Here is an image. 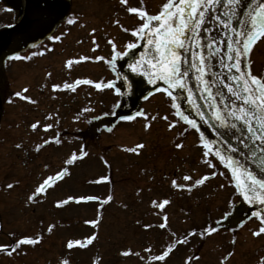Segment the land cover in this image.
Instances as JSON below:
<instances>
[{"label": "rangeland", "instance_id": "374dc122", "mask_svg": "<svg viewBox=\"0 0 264 264\" xmlns=\"http://www.w3.org/2000/svg\"><path fill=\"white\" fill-rule=\"evenodd\" d=\"M128 2L133 6L140 4V0ZM165 2L143 0V5L154 14ZM3 4L0 0V27L11 20ZM67 5L64 17L46 33L45 39L16 51L22 56L35 55L27 60H2L7 92L0 99V243L10 244L21 235L36 233L41 234V240L34 245H22L12 254L0 252V264H59L62 257L69 264H93L97 256V264H184L185 257L192 256L196 258L189 264H258L260 256H264V234L252 235L258 227L252 218L239 228L233 227L234 231L222 226L203 237L194 233L188 243L179 244L164 261L148 260V256L159 254L171 239L170 232L180 235L189 228L199 230L214 223L227 210V200L233 191L221 175L209 178L191 192L171 187L173 178L177 183H189L182 179L183 175L188 174L194 180L212 169L201 162L203 149L190 129L181 121L168 128V123L178 118L163 95L148 96L140 103L139 108L148 117L115 120L110 130L101 128L97 132L100 122L89 118L111 110L117 100L111 91L84 83L75 85L74 90L51 88L52 84L77 78L111 80L106 60L72 58L99 55L109 59L108 38L121 50L126 41L135 37L120 25L132 28L142 22L135 14L127 13L119 0H68ZM70 15L77 17L72 24L66 23ZM114 19L119 24H113ZM93 28L95 32L90 31ZM51 35H60L61 39L50 41ZM41 49L49 50L41 52ZM70 59L71 66L65 67V61ZM250 59L251 71L264 74V39L253 48ZM21 89H26L23 95L36 103L13 95ZM49 113L53 115L49 117ZM165 114L169 119H160ZM76 115L79 120L73 119ZM152 116L156 118L151 119ZM35 121H40V125L31 129L29 125ZM45 123L52 127L42 128ZM180 132L184 134L178 136ZM49 136H57L61 143L49 141L35 148ZM181 141L182 147L176 148L175 144ZM17 144L21 146L18 148ZM137 144L142 147L128 151ZM81 145L87 155L65 165L64 160L73 150L79 152ZM63 167L68 172L50 182L34 202H27L28 195L44 177ZM102 175L109 180L98 181ZM9 183L13 187L5 188ZM220 184L225 187L220 188ZM70 195H94L101 199L55 204ZM107 196L111 199L105 201ZM165 198L169 203L162 211L167 213V227L161 229L157 226L161 216L155 214L161 210L151 206L150 201ZM98 209L97 224H85L86 219H96ZM48 224L54 225L51 232L46 231ZM145 224L152 227L144 228ZM92 233L96 235L84 247H65L68 239H83ZM126 249H131V253L123 255ZM229 252L231 255L221 262Z\"/></svg>", "mask_w": 264, "mask_h": 264}, {"label": "snow or ice", "instance_id": "6c2138e0", "mask_svg": "<svg viewBox=\"0 0 264 264\" xmlns=\"http://www.w3.org/2000/svg\"><path fill=\"white\" fill-rule=\"evenodd\" d=\"M119 4L124 6L127 13L135 14L142 21L132 28H124L120 25L122 30L130 32L136 39L126 41L121 51L114 40L108 38L107 42L111 46L110 59L99 55L94 57L81 55L72 59L106 60L117 78L123 80V90L116 87L115 93L126 96L129 90L133 89V84L129 81V77L119 73L116 67L118 58H126L127 68L133 74L142 75L147 84L153 86L147 96L161 91L169 98L172 114L178 119L171 120L167 125L168 128L171 129L183 121L188 128L195 130L198 136L197 143L203 148L201 162L213 170L199 175L194 180L188 174L183 175L182 179L190 181L189 183H177V180L173 178L172 188L191 192L193 188L203 185L209 178L218 174L225 176L226 179L230 176L228 184L234 188L231 197L227 200V210L214 223L210 222L199 230L189 228L186 233L180 235L170 232L171 239L163 246L159 254L148 256V260L164 261L165 257L179 244L188 243L194 233L203 237L216 232L223 226L221 222L227 221L241 203L249 205L251 217L259 221V226L252 231V235L264 234V74H254L250 67L252 64L250 53L253 45L264 39V0H166L161 5L160 11L155 14L147 11L143 0H140L139 6L130 5L128 0H119ZM76 19V16L70 15L66 23L72 24ZM112 23L119 24V21L114 19ZM12 26L8 25V27ZM90 31L95 32L96 29L93 28ZM60 39V35L48 37L50 41ZM137 45L144 49L140 55L131 51L136 49ZM96 47L98 46L93 37V48ZM47 50L49 49H41V52ZM35 54L29 53V56ZM29 56L13 52L8 59L27 60ZM72 59L65 61V67L71 66ZM193 81H195V87H193ZM80 83L94 85L97 89L113 86V80L97 82L88 78H77L71 82L52 84L51 88L74 90V86ZM24 91L26 89H21L13 95L21 100L36 103L31 97L23 95ZM197 92L199 95H196ZM177 93L180 95L178 96ZM185 94L192 112L198 119L182 110ZM147 96L142 98L147 99ZM121 106V100L117 99L111 105L112 111L101 112L99 116L89 119L99 120L103 116L110 115L118 121H131L137 116L148 117V113L142 109L130 115H119L115 110ZM87 110L81 109L82 112ZM51 115L53 114L49 113V117ZM155 118V116L151 117V119ZM73 119L79 120L80 116L76 115ZM160 119L168 120L169 117L165 114ZM38 125L40 121H35L29 127L36 129ZM144 126L145 128L149 126L147 119ZM41 127L48 129L52 125L45 123ZM101 128H105V125L102 124L96 131L99 132ZM183 134V132L177 133L178 136ZM49 141L61 143L57 136H49L40 144H36L35 148L39 149L42 144H47ZM182 143L183 141L176 143L175 147L181 148ZM20 146L16 145L18 148ZM141 147V144H137L135 149L129 148L128 151ZM86 155L85 146L81 145L79 152L73 150L63 163L68 165ZM210 157H215L220 165L227 169L228 176L217 168ZM66 172L68 168L63 167L44 177L28 195L27 202H34L37 194H43L50 182L54 183ZM97 180L107 181L109 177L102 175ZM4 187L11 188L13 185L9 183ZM219 187L224 188L225 185L220 184ZM99 199L101 198L94 195H70L63 200L55 201V204L59 206L68 201L88 202ZM104 199L107 201L111 199V196ZM168 203L169 200L166 198L150 201L151 206L161 210L160 213H155L161 216V223L157 225L161 229L167 227V213L162 210ZM99 218L98 209L96 219H86L84 223L96 225ZM249 218L245 216L244 219H240L234 228H239ZM143 227L149 228L152 225L145 224ZM53 228V224H48L46 231L51 232ZM234 228L227 230L234 231ZM9 235L13 234L9 233ZM95 235L96 233H92L83 239L70 238L66 241L65 247L68 249L74 246L84 247ZM232 239L234 242L235 236ZM40 240V233L21 235L19 238H14L10 244L0 243V252L12 254L22 245H34ZM149 248H145V251H149ZM129 253L131 249L122 252L123 255ZM230 255L231 252L227 253L221 258V262ZM195 258L194 256L185 257L184 264H189V261ZM98 260V256L94 257L93 264H97ZM59 264H69L68 259L62 257ZM258 264H264V256H260Z\"/></svg>", "mask_w": 264, "mask_h": 264}, {"label": "flooded vegetation", "instance_id": "af4514ba", "mask_svg": "<svg viewBox=\"0 0 264 264\" xmlns=\"http://www.w3.org/2000/svg\"><path fill=\"white\" fill-rule=\"evenodd\" d=\"M2 2H4L3 5L5 7V11L11 14L10 15L11 20L7 24L14 22L15 18L17 19V16L20 11L18 0H2ZM66 8L67 5L65 2H63V0H26L25 17L27 18L24 19V21L19 24L15 32H13L11 35L6 36L5 39L0 34L1 59L6 60L7 55H9V51L6 52V50L11 48V46L19 45L18 47L25 48L26 46H29L31 43H35L41 40L42 38L45 39L46 33L48 32V29L51 27L50 24L55 22L59 17H61L62 16L61 12H63L64 9L66 10ZM261 41L262 40H260L259 42ZM127 63L128 60L123 57L118 58L116 61L117 70L122 75L126 73ZM107 67H108L107 71L113 72L109 68L108 64ZM115 78L117 81V87L123 90V80L117 78L116 74H115ZM152 87H153L152 85H149V87L146 90L150 91ZM156 94H163V93L159 91L153 92V95ZM128 99H129V95L120 96L122 106L118 107L115 110L119 115H123V114L128 115L131 112L130 109L132 108L133 105H131ZM113 118L114 117L112 116V119ZM100 120L102 121L105 119L102 118ZM248 214L249 213L246 204L241 203V205H238L236 209L233 211L231 219L233 218L234 222L237 223L240 219H244V217L247 216Z\"/></svg>", "mask_w": 264, "mask_h": 264}, {"label": "water", "instance_id": "95a60500", "mask_svg": "<svg viewBox=\"0 0 264 264\" xmlns=\"http://www.w3.org/2000/svg\"><path fill=\"white\" fill-rule=\"evenodd\" d=\"M18 2H19V7H20L19 10L20 11H19V14L17 16L18 18L16 19L15 23L11 24V25H13L12 27L5 26V29L0 30V34L4 39L6 38V36L11 35L13 32H15V30L18 28L19 24L21 22H23L24 19L27 18V17H25V2H26V0H18ZM63 2H65L67 5L68 0H63ZM64 10H63V12H61L62 16L59 17L56 21L54 20L55 21V22H53L54 24L64 17V14H65L67 8L65 11ZM53 23L50 24L51 27L48 29V31L52 27H54ZM18 46L19 45L11 46V48L7 49L6 52L9 51V52L13 53V52H16V51L23 48V47H18ZM131 51H134L136 53V55H140V53L143 52L144 49H142V47L138 45L136 49L131 50ZM2 54H4V53H2ZM2 60L3 59H1V57H0V99L5 98V95L7 92V87H6L5 77H4V73H3V67H2ZM124 75H127L129 77V81L133 84V89H130L129 93H128V95H129L128 100L131 103V105L134 106L137 103L138 99L142 95L146 94V91H147L146 89L149 87V85L147 84V82L145 81V79L142 75L133 74L128 68H126V73ZM192 84H193V87H195V81H193ZM177 95L179 96L180 93H177ZM196 95H199V93L197 92ZM186 101H187V99H186V94H185V100H184V103L182 104V110L185 111L190 116H193L194 118L198 119V117H195V114L192 112L188 102H186ZM100 119H102V117ZM100 119L97 121L100 122V124H105V126H107L106 129H108L113 124V122L108 124L106 120H102V121H104V122H102ZM202 127L206 128V126H204V125H202ZM208 133L211 134L210 130H208ZM246 206H247L249 215H251L250 206L249 205H246ZM231 217H232V215L227 219V221H222L221 224L224 227L233 228L236 223L234 222L233 218L231 219Z\"/></svg>", "mask_w": 264, "mask_h": 264}]
</instances>
